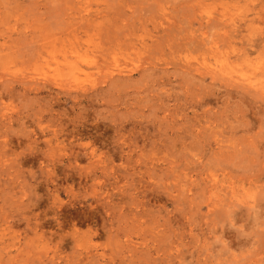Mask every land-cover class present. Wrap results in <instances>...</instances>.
<instances>
[{"label":"rangeland","instance_id":"1","mask_svg":"<svg viewBox=\"0 0 264 264\" xmlns=\"http://www.w3.org/2000/svg\"><path fill=\"white\" fill-rule=\"evenodd\" d=\"M0 264H264V0H0Z\"/></svg>","mask_w":264,"mask_h":264},{"label":"bare ground","instance_id":"2","mask_svg":"<svg viewBox=\"0 0 264 264\" xmlns=\"http://www.w3.org/2000/svg\"><path fill=\"white\" fill-rule=\"evenodd\" d=\"M223 41V40H222ZM244 248V247H243Z\"/></svg>","mask_w":264,"mask_h":264}]
</instances>
